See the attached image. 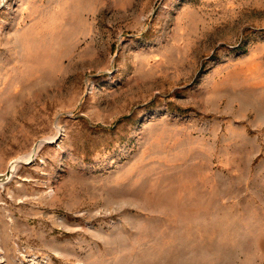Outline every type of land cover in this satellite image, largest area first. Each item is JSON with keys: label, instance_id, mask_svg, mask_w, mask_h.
Segmentation results:
<instances>
[{"label": "rangeland", "instance_id": "obj_1", "mask_svg": "<svg viewBox=\"0 0 264 264\" xmlns=\"http://www.w3.org/2000/svg\"><path fill=\"white\" fill-rule=\"evenodd\" d=\"M14 160L0 264H264V0H8Z\"/></svg>", "mask_w": 264, "mask_h": 264}, {"label": "water", "instance_id": "obj_2", "mask_svg": "<svg viewBox=\"0 0 264 264\" xmlns=\"http://www.w3.org/2000/svg\"><path fill=\"white\" fill-rule=\"evenodd\" d=\"M20 161L21 160H14L13 162L10 163V167L6 173H2V174L0 173V183H3L10 178L11 173H12L13 169L15 168V165L17 164V162H20ZM26 164H27V162H26Z\"/></svg>", "mask_w": 264, "mask_h": 264}, {"label": "built area", "instance_id": "obj_3", "mask_svg": "<svg viewBox=\"0 0 264 264\" xmlns=\"http://www.w3.org/2000/svg\"><path fill=\"white\" fill-rule=\"evenodd\" d=\"M8 0H0V7H3L7 4Z\"/></svg>", "mask_w": 264, "mask_h": 264}]
</instances>
